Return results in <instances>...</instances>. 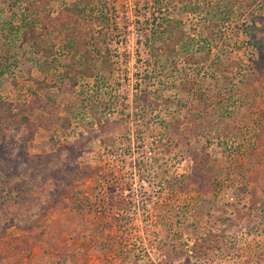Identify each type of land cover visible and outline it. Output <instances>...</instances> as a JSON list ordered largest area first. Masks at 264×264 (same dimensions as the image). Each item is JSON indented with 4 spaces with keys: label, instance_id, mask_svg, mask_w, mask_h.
Returning a JSON list of instances; mask_svg holds the SVG:
<instances>
[{
    "label": "rangeland",
    "instance_id": "374dc122",
    "mask_svg": "<svg viewBox=\"0 0 264 264\" xmlns=\"http://www.w3.org/2000/svg\"><path fill=\"white\" fill-rule=\"evenodd\" d=\"M27 1L38 21L0 0V102L33 125L0 118V264H264V0ZM65 8L81 33L54 25Z\"/></svg>",
    "mask_w": 264,
    "mask_h": 264
},
{
    "label": "trees",
    "instance_id": "16d2710c",
    "mask_svg": "<svg viewBox=\"0 0 264 264\" xmlns=\"http://www.w3.org/2000/svg\"><path fill=\"white\" fill-rule=\"evenodd\" d=\"M15 1L24 2L23 6L27 10L33 7L32 2H28L27 0H15ZM187 5L188 6H186V8H188L189 5H191V4H187ZM224 6H225V8L223 9L224 10V14L226 16H229V15H231V13L233 11V8L232 7L233 6L237 7V3L232 0L230 2L225 3ZM63 10H66V12L65 11H61V12L58 13L54 25L58 26V30H62V31L68 30L69 36L71 37L76 32H80L79 31V28H77V26H78L77 25V22L78 21H76L77 20V17L79 16V14L77 13L78 12L77 11L78 9H76V8L75 9L65 8ZM190 10H193V8L190 9ZM255 10H261L260 9V6H258ZM30 11H31L30 16L31 17L32 16L36 17V21H38L37 20V16L39 15L40 9L36 6V7H33V10L31 9ZM67 11H69L70 13L67 12ZM24 18H26V17H24ZM36 21L30 22V23H33V26L32 27L30 26L31 28L29 27L27 30H22L21 31L20 41L23 44L32 41V42H30V44H32V46L34 48V53L37 54V53H39L40 49H42V46H41L40 41L38 40L40 38H37L40 35V32H38V30L34 29V27H35L34 24L37 23ZM34 22H36V23H34ZM209 23H211V22H209ZM176 28L177 27H174L173 30L175 32H178V35L180 34L179 36H181L182 38H184L183 37V34L181 35L180 30H178ZM204 29L205 30L203 32L205 33V36L206 37L214 38V36L216 34L213 32V30H211V29H209L207 27L204 28ZM171 30L172 29L170 27H168L167 29H165L163 31L161 30V32H157L156 30H152V35H151L152 36V39L155 40V42H156V41H158V39L161 40L163 38V36L165 35L166 36L165 37L166 39L173 40L172 39L173 34H172V31ZM262 31H264V27L262 28ZM65 33H67V31ZM79 36L80 37H83L84 34H79ZM185 39L187 40V39H190V38H187L186 37ZM259 42H260V40L259 41L258 40L257 41L254 40L253 41V48L256 51H258V52L260 51ZM74 45H75L74 46L75 47L74 48V53L75 54H80L79 57L84 56L85 53H86V51L84 52L82 50V48L79 47L80 46V42L76 41L74 43ZM183 45H185L186 46V49H187L188 45H186L185 43ZM160 47L161 48H159V54H163V56L166 55L167 54V50H165L166 49L165 48L166 46L164 44H162ZM186 53H188V52H186ZM206 53L209 54L210 52L207 50ZM260 55H262L264 57V52L262 54H260ZM185 56L186 57L184 58V63L186 65L189 64L190 62L194 61L193 60V57L190 54H188V55L185 54ZM86 61H87V63L85 64V72H90V70L92 69V61L91 60H88V59H86ZM197 63H199V62H197ZM263 63H264V60H263ZM259 69H257V70H259ZM217 71H218V69H217ZM85 76L88 77V78H90L92 76V74L87 73V74H85ZM94 79H96V82L95 83H97L99 85H103V86H107L108 85L107 84V81H108L107 75H104L103 74V75H101L99 77H95ZM257 79H258V76H257ZM39 101H40L39 110L40 111H43V112L44 111H47L46 100L44 101L42 99H39ZM0 106L2 107L0 118L1 117L2 118H4V117L7 118L8 117V121L9 122H11L12 120L17 119V120H20L24 125H27L29 128L30 127L33 128V125L32 124H29L28 116L26 115L27 111L30 110L31 107H28V108H25V109H22V110L18 109V110H15L14 112H12V111L10 112V108H11V105L10 104L0 102ZM6 111L8 112V114H6ZM76 155L77 154H75L74 157H77ZM92 172H93V168H91L89 166H86L85 165V166H83L81 168H79L77 166L71 173H69V178H70L71 181L78 182V181H81V180H84V179H88L90 177V175L92 174ZM188 176H185V177H175V178H173V181L174 182H170L169 181L167 183V185H170V186L171 185H174L175 187L177 186L178 189H181L182 186H183V184H185V183L188 184L190 182V180H189L190 177H188ZM190 176H191V174H190ZM5 185H7V180L5 178H2V175H0V209H5V206L7 205L8 201L10 200L9 194L11 193V191L16 190V189H14L12 187L6 188V187H4ZM18 199H19V197H18ZM19 200L21 201V199H19ZM97 202L100 203V204H103L104 203V200H101V198H100L99 200H97ZM90 204L91 203L88 202V206ZM91 205H93V203ZM122 205H123L122 204V201L120 202V201L117 200V201H110L109 204H106V207H104V206H101V207H102L103 210L106 209V211H110L112 209V207L113 208L116 207L117 209L118 208H121V209L124 208V209L127 210L126 206H122ZM97 206H99V205L97 204ZM99 209H100L99 211L102 210L100 207H99ZM121 214H118V216L121 215ZM121 217H123V215H121L120 218ZM122 219L123 218H121V220ZM198 243L199 244H196V246H197V249H198V253L199 254H204V253H206L207 251H210L213 248V245H212L213 244V239L212 238L211 239H207V240L204 239L203 241H200ZM171 247H173V246H171ZM195 251H196V249H195Z\"/></svg>",
    "mask_w": 264,
    "mask_h": 264
}]
</instances>
